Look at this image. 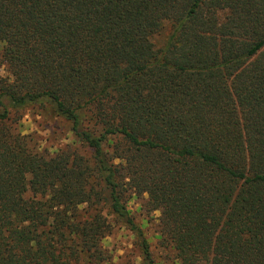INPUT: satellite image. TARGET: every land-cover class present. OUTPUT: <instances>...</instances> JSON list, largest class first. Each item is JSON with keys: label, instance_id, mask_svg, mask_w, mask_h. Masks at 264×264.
<instances>
[{"label": "trees", "instance_id": "obj_1", "mask_svg": "<svg viewBox=\"0 0 264 264\" xmlns=\"http://www.w3.org/2000/svg\"><path fill=\"white\" fill-rule=\"evenodd\" d=\"M0 63V264H134L114 223L160 264L144 195L175 264H264V0H0ZM24 109L73 148L42 150Z\"/></svg>", "mask_w": 264, "mask_h": 264}, {"label": "rangeland", "instance_id": "obj_2", "mask_svg": "<svg viewBox=\"0 0 264 264\" xmlns=\"http://www.w3.org/2000/svg\"><path fill=\"white\" fill-rule=\"evenodd\" d=\"M169 29L166 28L158 36L154 37V42L157 46H164ZM0 70L3 71L2 76H7L6 68L0 63ZM21 120L17 130L25 135H33L37 145L49 154H54L62 151H67L68 148H73V135L70 132V125L44 111L37 109H24L20 112ZM27 118V119H26ZM148 197L132 196L128 200V209L149 239L152 251L156 260L160 264H175L173 255L160 248L159 244V228L158 218L160 213L149 212L146 208ZM105 241H110L105 244ZM135 238L132 232L121 223H114L112 233L103 241L104 249L114 258L117 263L125 261H133L134 264H141L139 258V250L135 246ZM123 253L121 255L120 253Z\"/></svg>", "mask_w": 264, "mask_h": 264}, {"label": "clouds", "instance_id": "obj_3", "mask_svg": "<svg viewBox=\"0 0 264 264\" xmlns=\"http://www.w3.org/2000/svg\"><path fill=\"white\" fill-rule=\"evenodd\" d=\"M3 74V71L2 70H0V75H2ZM27 119V118H26ZM110 243V241H105V244L107 245V244H109ZM121 255H123V253L121 252L120 253ZM138 264H139V262H138Z\"/></svg>", "mask_w": 264, "mask_h": 264}]
</instances>
